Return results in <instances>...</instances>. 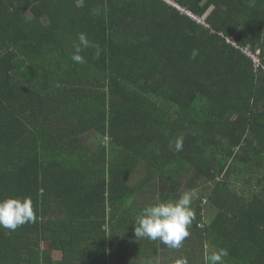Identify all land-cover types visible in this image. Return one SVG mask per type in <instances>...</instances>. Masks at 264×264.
Returning <instances> with one entry per match:
<instances>
[{
    "label": "trees",
    "instance_id": "obj_1",
    "mask_svg": "<svg viewBox=\"0 0 264 264\" xmlns=\"http://www.w3.org/2000/svg\"><path fill=\"white\" fill-rule=\"evenodd\" d=\"M170 1L204 25L160 0H0V200L37 217L0 228V264H205L206 244L264 264V0ZM79 33L99 58L73 63ZM191 189L179 249L136 240L147 191Z\"/></svg>",
    "mask_w": 264,
    "mask_h": 264
},
{
    "label": "clouds",
    "instance_id": "obj_2",
    "mask_svg": "<svg viewBox=\"0 0 264 264\" xmlns=\"http://www.w3.org/2000/svg\"><path fill=\"white\" fill-rule=\"evenodd\" d=\"M180 12L188 13L189 15H186L191 19H199L183 9ZM77 39L78 43L73 44L74 52L71 56L73 63L85 64L87 61L81 53L90 47L95 49L94 58H99L101 50L98 44L94 45L85 33H79ZM255 71H257L256 68ZM182 148L183 138L179 137L175 141V150L181 151ZM195 197V189L183 190L175 200L163 201L157 195L154 198L155 203L143 208L135 217L133 223L136 240L159 241L170 249H179L182 242L189 237V228L196 218L195 210L192 207ZM204 202L201 200L202 204ZM36 218L30 197L0 200V228L15 231L26 223H34ZM205 249V264H224V258L229 256V251L226 248L208 251L206 244ZM176 264H188V261L185 258L176 261Z\"/></svg>",
    "mask_w": 264,
    "mask_h": 264
},
{
    "label": "rangeland",
    "instance_id": "obj_3",
    "mask_svg": "<svg viewBox=\"0 0 264 264\" xmlns=\"http://www.w3.org/2000/svg\"><path fill=\"white\" fill-rule=\"evenodd\" d=\"M160 1H162L164 4H166V5H168L169 7H172V8H174V9H176L177 11H179V10H182V9H180L179 7L177 8V6H175L174 5V3H172L170 0H160ZM185 10V9H184ZM180 12V11H179ZM186 14H188V13H186ZM189 15V14H188ZM193 18V17H192ZM197 23H200L201 25H204L203 24V22L201 21V20H199V19H195V18H193ZM207 27V26H206ZM257 53H258V55H256V59H258V62H259V67H257L256 68V70H259L261 67H262V65L260 64V56H259V54H260V50H258L257 51ZM262 69L264 70V67H262ZM29 136H31L30 134L29 135H27V137H29ZM97 136L96 135H94V134H91V135H89L88 137H87V140H92V145H97L98 144V140H97ZM142 175H143V172L142 171H139L138 170V172H136L135 174H134V176L133 177H135L134 179L135 180H137L138 181V179H140L141 177H142ZM150 192V193H149ZM143 195H145V193H140V194H138L137 196H138V199L140 200L141 199V197L143 196ZM154 194H153V191L151 192V191H147L146 192V195L144 196V198H142V202H143V204L144 205H147V206H149V205H151V204H153L154 203V196H153ZM153 199V200H152ZM206 209H207V214H208V216H209V218H211V215L213 214V209H211L210 208V205L209 204H206ZM48 245H50V243H48Z\"/></svg>",
    "mask_w": 264,
    "mask_h": 264
},
{
    "label": "built area",
    "instance_id": "obj_4",
    "mask_svg": "<svg viewBox=\"0 0 264 264\" xmlns=\"http://www.w3.org/2000/svg\"><path fill=\"white\" fill-rule=\"evenodd\" d=\"M249 56L253 59L254 63H255V67H259V62L258 59H256V54L251 53L250 51L248 52Z\"/></svg>",
    "mask_w": 264,
    "mask_h": 264
},
{
    "label": "crops",
    "instance_id": "obj_5",
    "mask_svg": "<svg viewBox=\"0 0 264 264\" xmlns=\"http://www.w3.org/2000/svg\"><path fill=\"white\" fill-rule=\"evenodd\" d=\"M43 247L44 248H49V249L51 248V247H49V245L47 243H43Z\"/></svg>",
    "mask_w": 264,
    "mask_h": 264
}]
</instances>
